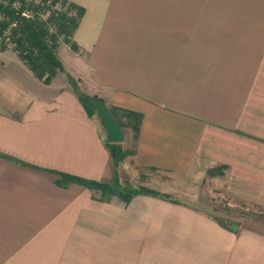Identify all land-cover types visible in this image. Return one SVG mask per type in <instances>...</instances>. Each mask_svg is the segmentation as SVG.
Returning a JSON list of instances; mask_svg holds the SVG:
<instances>
[{
	"label": "crops",
	"instance_id": "obj_1",
	"mask_svg": "<svg viewBox=\"0 0 264 264\" xmlns=\"http://www.w3.org/2000/svg\"><path fill=\"white\" fill-rule=\"evenodd\" d=\"M67 1L84 10L77 49L59 45L49 84L0 46V264H264V0ZM69 78L142 114L130 162L177 202L57 185L120 181ZM221 165L210 181L252 208L236 231L201 204Z\"/></svg>",
	"mask_w": 264,
	"mask_h": 264
},
{
	"label": "trees",
	"instance_id": "obj_2",
	"mask_svg": "<svg viewBox=\"0 0 264 264\" xmlns=\"http://www.w3.org/2000/svg\"><path fill=\"white\" fill-rule=\"evenodd\" d=\"M71 4L75 6L79 12V17L77 19L68 18L63 14H58L57 16L52 14L44 22L39 21L37 18L33 20H24L20 24L19 29L15 32H11L14 50L18 53L21 60L27 64L33 74L45 84H49L58 72L64 71L63 65L57 56L59 45L63 43L67 44L73 50L77 49L72 40V35L79 24L84 10L74 3ZM48 23H55L57 25L56 32H48ZM69 80L71 84L73 82L75 83L74 79L69 78ZM73 90L76 92L80 103L89 115L96 112L86 101V95L83 92L77 87ZM108 108L115 120L120 124L122 130H128L133 141L130 150L124 149L120 143L106 142L107 149L117 168L124 162L127 156H132L134 154V145L140 129L142 114L117 106H110ZM225 167V165H221L218 168H209L207 174L209 176H221L223 175ZM58 175L59 179L57 180V185L67 187L71 183L79 184L87 188L91 192L92 197L100 202H109L112 199H117L124 204H128L131 199L138 194L161 197L169 199L172 202H177L173 200L169 194L160 193L144 184H139L138 187L135 188L121 186L118 177L113 183H103L68 173L58 172ZM211 216L215 218L222 227L231 229V224L221 222L213 215Z\"/></svg>",
	"mask_w": 264,
	"mask_h": 264
},
{
	"label": "rangeland",
	"instance_id": "obj_3",
	"mask_svg": "<svg viewBox=\"0 0 264 264\" xmlns=\"http://www.w3.org/2000/svg\"><path fill=\"white\" fill-rule=\"evenodd\" d=\"M75 81V80H74ZM70 82V80H69ZM74 83V82H73ZM70 82V88L74 89L77 87L80 90L78 82L75 81L74 84ZM75 86V87H74ZM95 116L99 119V116L94 112ZM124 139L119 142L124 149L130 150L132 148V138L128 133L127 129L123 130ZM132 156H127L124 162L119 166V178L121 186L138 187L139 184L150 185L149 187H158L155 183L157 180L168 181L170 178L164 174L156 172L155 170L148 169H138L135 168L130 160ZM219 166H214L218 168ZM212 168V167H210ZM206 179L203 181V201L201 202L206 208L211 211V215L216 217L219 221L229 224L241 223L242 218L252 211V208L241 201V199H235L229 197L225 194L224 189L220 183L217 181H210L211 176L206 172ZM216 177V176H214ZM222 177V176H217ZM251 210V211H248Z\"/></svg>",
	"mask_w": 264,
	"mask_h": 264
},
{
	"label": "built area",
	"instance_id": "obj_4",
	"mask_svg": "<svg viewBox=\"0 0 264 264\" xmlns=\"http://www.w3.org/2000/svg\"><path fill=\"white\" fill-rule=\"evenodd\" d=\"M52 14L79 17L77 8L67 0H0V45L14 50L11 32L19 29L24 20L37 18L44 22ZM56 27L55 23H48L47 30L53 33Z\"/></svg>",
	"mask_w": 264,
	"mask_h": 264
},
{
	"label": "water",
	"instance_id": "obj_5",
	"mask_svg": "<svg viewBox=\"0 0 264 264\" xmlns=\"http://www.w3.org/2000/svg\"><path fill=\"white\" fill-rule=\"evenodd\" d=\"M86 101L95 109L100 116L103 124L107 130V141L110 143H119L124 139V133L120 124L112 116L109 108L98 98L94 96H86ZM230 228L237 230L238 225L233 223Z\"/></svg>",
	"mask_w": 264,
	"mask_h": 264
}]
</instances>
